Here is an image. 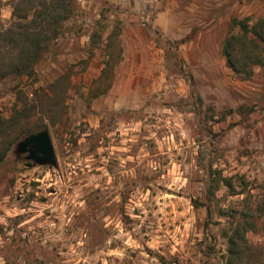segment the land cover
Instances as JSON below:
<instances>
[{
    "label": "rangeland",
    "instance_id": "374dc122",
    "mask_svg": "<svg viewBox=\"0 0 264 264\" xmlns=\"http://www.w3.org/2000/svg\"><path fill=\"white\" fill-rule=\"evenodd\" d=\"M246 17L264 0L75 2L33 74L0 81V264H226L237 223L264 264V64L222 55ZM42 130L56 165L17 151Z\"/></svg>",
    "mask_w": 264,
    "mask_h": 264
},
{
    "label": "trees",
    "instance_id": "16d2710c",
    "mask_svg": "<svg viewBox=\"0 0 264 264\" xmlns=\"http://www.w3.org/2000/svg\"><path fill=\"white\" fill-rule=\"evenodd\" d=\"M77 0H22L13 5L16 28L0 33L6 51H0V81L9 76H30L49 42L59 34L58 24L73 12ZM25 6H22L21 4ZM231 31L222 44V55L229 69L248 79L253 68L264 64V19L249 17L232 19ZM2 158V156H0ZM247 227L237 223L225 233L226 264H253L247 259L250 247L246 241Z\"/></svg>",
    "mask_w": 264,
    "mask_h": 264
},
{
    "label": "water",
    "instance_id": "95a60500",
    "mask_svg": "<svg viewBox=\"0 0 264 264\" xmlns=\"http://www.w3.org/2000/svg\"><path fill=\"white\" fill-rule=\"evenodd\" d=\"M17 151L28 152L27 159L32 160L33 164L56 165L55 153L47 130L29 134L17 144Z\"/></svg>",
    "mask_w": 264,
    "mask_h": 264
}]
</instances>
